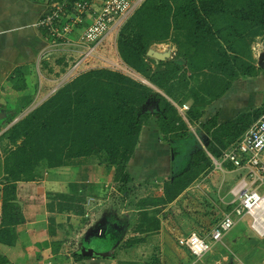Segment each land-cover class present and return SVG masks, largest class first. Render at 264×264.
<instances>
[{"label": "trees", "instance_id": "1", "mask_svg": "<svg viewBox=\"0 0 264 264\" xmlns=\"http://www.w3.org/2000/svg\"><path fill=\"white\" fill-rule=\"evenodd\" d=\"M179 2L174 6L170 0H146L118 33V49L124 62L157 88L120 71L90 69L57 89L0 134V142L9 138L11 145L3 144L6 175L0 220L6 227L0 230L2 236L9 235L11 228L7 226L25 221L22 206L17 201L18 181L37 180L45 170L67 166L75 158L98 156L109 169H116L115 180L126 185L135 182L129 163L139 150L143 126L151 116L156 118V127L169 143L170 155L174 154V158L171 160V175L164 183V194L146 197L140 204L142 206H138L141 211L136 230L142 234L158 230L159 217L155 213L148 214L144 205L167 206L201 173L213 166L211 156L202 148L195 133L189 130L174 103L159 89L178 103L192 99L187 112L189 122H200L197 133L217 158L264 114L263 102L261 107L242 112L228 122L219 123L217 115L201 120L206 107L224 96L236 80L259 74L252 46L257 37L264 38V0ZM172 28L179 33L181 28H186L185 39L179 44L184 48L173 59L156 61L149 57L148 50L154 41L163 42L169 37L180 41L177 32L175 36L171 35ZM188 69L192 73H188ZM206 70L214 72L213 79L203 82L200 87L188 89L191 76H207ZM149 100L156 101V106L146 109ZM30 103L31 100L22 109ZM18 115L19 112L0 117V129ZM227 165L233 167L231 163ZM144 182L147 181L139 183ZM124 192L129 193L127 188ZM229 208L232 209L233 205ZM127 226L110 217L101 233L96 230L83 240L76 258L114 259V250L122 242ZM94 238L95 244L100 242L101 245L95 246L92 243ZM144 240L147 237L130 238L126 242L131 245ZM250 240L264 243V237L243 234L233 240L232 247L238 251L242 243ZM220 248L228 255L227 261L221 264H230L234 253L226 247ZM91 250L93 253H89ZM258 251L254 246L250 257ZM190 254L191 259H196ZM209 254L204 257L208 261L220 257Z\"/></svg>", "mask_w": 264, "mask_h": 264}, {"label": "crops", "instance_id": "2", "mask_svg": "<svg viewBox=\"0 0 264 264\" xmlns=\"http://www.w3.org/2000/svg\"><path fill=\"white\" fill-rule=\"evenodd\" d=\"M49 11H51V5L48 0H0V117L12 114L13 105L24 97H32L30 100L33 104L30 106H33V108L38 106L41 103V88L44 89L42 83H45V85L43 83L44 86L49 84L50 88L53 80L51 76L54 73L52 66L53 54H62L61 51L64 50V46H73L72 48L77 49L76 45L64 43L63 39H52L55 36L52 33L50 34V29L40 24ZM88 20L90 19L88 18ZM78 28L79 25L75 30ZM75 30L70 35L71 37H77V34H79L80 30L77 32ZM152 45L163 46L164 50H162V47L160 49L162 51L168 49L171 53L176 51V44L172 42L154 41ZM66 50H69V48ZM172 57L170 56L167 59L175 58ZM38 61L43 64L46 70L44 80L35 77L33 72L35 66L38 67ZM142 78H144L143 81L147 82L146 84L154 86L148 79L143 76ZM30 83L34 87L33 93L30 90L31 87L29 88ZM52 89L53 85L47 92L48 96L52 94ZM34 94L39 95L35 101L33 100L35 99ZM10 99V102H6ZM263 102L264 74L250 77L242 76L234 82L231 89L224 96L206 107L201 120L204 121L217 115L219 123L228 122L242 112H250L261 107ZM187 112H185V116L179 113L185 119ZM187 120L189 119L187 118ZM195 124L199 125L200 122H195ZM9 125L1 128L0 134L9 128ZM194 133L199 142L200 139L204 142H200L201 146L206 144L209 147V144L197 132ZM140 139L139 150L129 163V170L135 176V182L148 181L171 174V160L173 158L170 155V146L168 142H165L167 140L164 139L158 127H148L145 124ZM212 157L215 156L212 154ZM230 168L236 170L234 166ZM84 173L83 167L78 166L73 176L46 171L37 180L18 181L17 201L22 206L25 221L16 226L14 224L7 226V228H11L9 235L2 236V231H0V236L3 237L0 239V264H103L106 261V259L95 257L78 260L75 256L81 249L83 240L96 230L101 233L102 228L99 222L97 226L94 225L95 223L89 222V218L94 216L96 211L102 210V207L98 205H101L100 200L102 198L96 194L95 187L91 188L94 191L89 194L88 201L86 199L84 201L83 197L79 198L82 190L86 188V185H83L84 179H86ZM5 175L4 156L1 154L0 214L3 210ZM59 185L61 188L64 185L69 188L64 191L61 190L65 193L63 194L64 197H59L57 193L52 194V191H57ZM70 194L76 196V202H79V204H75L74 198ZM232 205L235 206L233 201ZM70 213L80 214V217L83 216V218L89 217L85 221L82 219L83 222H89V224L86 223L85 235L81 239L80 247L73 252L67 251L66 243L70 235L65 231L66 223L61 218V216L66 217L67 215L66 219L68 220ZM5 227L0 220V230H4ZM13 227L14 231L12 230ZM61 231H64L65 236L62 235Z\"/></svg>", "mask_w": 264, "mask_h": 264}, {"label": "rangeland", "instance_id": "3", "mask_svg": "<svg viewBox=\"0 0 264 264\" xmlns=\"http://www.w3.org/2000/svg\"><path fill=\"white\" fill-rule=\"evenodd\" d=\"M170 1L174 6L177 2L180 3V0ZM88 18L89 17L86 16L84 22L79 25V28L77 30H75L76 32L78 30L80 31L79 34H77V37L74 38H78L80 36L84 26L90 21L88 20ZM185 29L186 28H181L180 33L179 31H176L180 41L173 40V37H169L168 39H166V41L176 44V51L171 53V56L173 57H176L179 54V50H182V48H184V46H179V44H182L185 39V37L183 36L185 33ZM173 30L174 29L172 28L170 32L171 35L173 34V36H175L176 32L173 33ZM118 33L119 32L114 34V36H111V38H108L103 43V45L99 47V51L97 52V54L94 57L87 59L88 62H84L83 64L78 66L79 74L96 68L112 69L124 73L122 67L127 64L122 59L118 49ZM57 38L62 39L63 37L61 38L59 36H55L52 39L56 40ZM72 47L73 46H64V50H60L62 54L56 53L53 54L54 56L52 55V66L54 68V73L51 75L53 80L50 84L51 86L53 85L52 94L57 91V89L72 81L79 75H75L62 83V80H64L70 69L74 64L77 63L76 61L81 58V54L83 55L81 47L77 46V49ZM161 47L163 48V46L159 47L156 45H151L149 50L154 49L160 52L169 51V49L166 51H162L164 50V48L160 50ZM68 48L69 50H66ZM252 48L255 63L260 69L259 74H262L263 71L262 67H260L259 65V56L264 51V38L257 37L253 42ZM73 49L76 51H71ZM63 55L64 57H62ZM148 56L151 57L150 55ZM45 71L46 70L43 67V64L38 61V67L35 66V69H33L35 77L43 78L44 80ZM206 71L208 74L207 76H205V74L197 75V78L191 76L189 82L190 86L188 89H190V87H200L203 82L212 80L214 72H211L210 70ZM188 73H192V71L188 69ZM127 75L135 80L147 83L143 81L144 78H142V76L137 72H135V74L133 75ZM43 83L42 87L44 89L42 90L41 88L40 92L41 103L52 95H47V92L51 88V86L49 88V84L44 86L45 83L44 85ZM153 87L157 88L155 86ZM29 88L31 90V93H33L34 87L32 83L29 84ZM158 91L164 94L173 103H177L164 91L160 89ZM38 96V94H34L33 97H35V99L33 100L35 101ZM30 99H32V97H24L13 105L12 113L19 112V115L15 118L14 121L10 123L9 127L20 120L22 117H24L26 113H28L31 109H33V106H30L33 103H30V105L26 109H22L28 103V101H30ZM8 101L10 102L11 99L6 100V102ZM155 103L156 101L153 102V100H149L146 104V109L155 107ZM186 103L189 104L190 108V106L192 105V99H188ZM187 118L189 117L186 114V118L183 119L188 124L189 130L192 132H197L199 125L188 122L189 120H187ZM157 124L158 123L156 121V118L153 116L149 118L147 123L148 127H156ZM6 139L8 140L4 139L3 143L0 142L2 156H4L5 151L3 149V144L4 146L6 145L8 147H11L9 138ZM200 142L204 143L201 139ZM202 148L208 153L209 156L212 155V153L208 150V146L206 144H204ZM218 160L222 162V156L218 158ZM78 166H80V168L83 167L85 171L84 174H86L85 176L87 179H84L83 185H86V188L82 190L80 194L81 196H79V198L83 197L88 201L87 198L89 194L94 191L93 189H91L92 187H95L96 194L98 196H101L100 198H102V200H100L101 205L98 204L100 207H102V210L96 211L94 216H92L91 218L87 217L90 219L89 222L95 223L94 225L96 226L99 222L100 227H102L103 223L108 221L110 217H113L117 219V221L128 225V229L122 242H120L119 247L114 250V259L116 260L112 261L113 259H106L103 264H221L223 262H226L228 259V255L221 252V246L228 248V250L234 253L233 260L230 262V264H264V243H255L253 240H250L249 242L242 243L238 251L234 250V248L232 247V243H234L233 240L240 235L246 234L250 237L258 236V234L254 232L249 226L251 218H249L248 216L240 219L237 225L223 238V240L217 243L209 252V255L220 256L217 259L215 258L211 261H208L207 257L202 259H191L190 252L186 248L181 247L178 244V237L181 234H186L191 231L198 232V234H200L206 240L210 241L211 228H213L217 223H219V221H221L224 213L228 212L231 209L229 208V206L232 204V201L235 198L232 194V190L242 178L241 175L243 174V172L241 170H234L228 167L227 163L225 162H222V165L213 164L212 167L201 173L199 177L194 180L192 184L187 187L176 200H174L167 206L162 208L161 205L155 207L144 205V210L146 209L148 214L155 213L159 217L160 228L150 234H142L141 232L136 230L139 222L138 217L140 216L141 211L140 209H138V206H142L140 204L146 197L162 196L164 194V183L171 174L158 177L141 184L139 182H131L126 185L120 181L115 180L116 169L114 167L109 169L106 163L102 162L98 156L75 158L67 166L50 168L48 170H45L44 173L48 171V173L52 172L59 175L67 174V176H73L75 175ZM125 188H127V191L129 192L128 194L124 192ZM58 189H56V192L52 191V194L57 193L59 195H63L65 193L61 190L64 191L69 188L65 187V185L61 188V186L59 185ZM261 190L263 192L264 188H261ZM70 195L72 196V194ZM72 198H74L75 204H79V202H76V196H72ZM70 214L71 215L68 216V220L66 219L67 215L66 217L61 216V218L63 219L62 221L66 223L65 231L70 235L67 238L66 243V246L68 248L67 251L73 252L75 249L77 250L78 247H80L81 239L85 235L84 229L86 228V223L89 224V222H83L82 219H84L85 221L87 218H83V216L80 217V214ZM92 218L94 219L92 220ZM61 233L62 235H64V231H61ZM135 237H147V240L127 245L126 241L130 238ZM92 243L95 246H97V244L101 245L100 242H97V244H95V238ZM254 246H257L259 251L250 257ZM247 256L250 258L247 259Z\"/></svg>", "mask_w": 264, "mask_h": 264}, {"label": "built area", "instance_id": "4", "mask_svg": "<svg viewBox=\"0 0 264 264\" xmlns=\"http://www.w3.org/2000/svg\"><path fill=\"white\" fill-rule=\"evenodd\" d=\"M146 0H48L51 5L40 24L50 29L55 36L63 37L64 43L81 47V58L76 61L62 83L78 75V66L94 57L103 43L120 31L121 27ZM88 16L87 23L78 38L70 35ZM64 23H63V22ZM125 74H135L124 65ZM185 116L189 110L187 103H174ZM2 153L0 147V155ZM215 165L231 163L236 170L243 172L239 183L233 188L232 210L224 213L223 218L210 230V241L193 231L181 235L178 243L187 248L196 259L204 258L213 247L237 225L243 217H250L251 229L264 237V114L255 121L243 136L231 147L224 150L222 162L212 157Z\"/></svg>", "mask_w": 264, "mask_h": 264}, {"label": "water", "instance_id": "5", "mask_svg": "<svg viewBox=\"0 0 264 264\" xmlns=\"http://www.w3.org/2000/svg\"><path fill=\"white\" fill-rule=\"evenodd\" d=\"M148 55L153 57L156 61H163L171 56V52L170 51L160 52L154 49H150L148 51ZM259 65L260 67H262V71L264 74V51L259 56ZM172 158H174V154H172ZM89 253H93V251L91 250Z\"/></svg>", "mask_w": 264, "mask_h": 264}, {"label": "flooded vegetation", "instance_id": "6", "mask_svg": "<svg viewBox=\"0 0 264 264\" xmlns=\"http://www.w3.org/2000/svg\"><path fill=\"white\" fill-rule=\"evenodd\" d=\"M106 222H107V221H106ZM106 222H105V223H106ZM105 223H103V225H104Z\"/></svg>", "mask_w": 264, "mask_h": 264}]
</instances>
